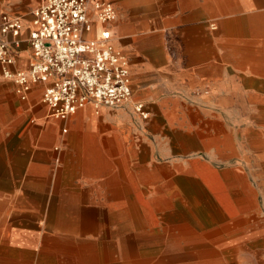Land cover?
I'll return each instance as SVG.
<instances>
[{"label": "crops", "instance_id": "obj_1", "mask_svg": "<svg viewBox=\"0 0 264 264\" xmlns=\"http://www.w3.org/2000/svg\"><path fill=\"white\" fill-rule=\"evenodd\" d=\"M174 1L113 0L117 13L113 22L101 25L92 19V29L85 37L96 40L102 31H108L111 44L128 64L132 97L120 109L100 107L96 111L87 105L65 121L54 119L42 102L46 83L31 84L26 98L21 99L17 85L1 75L0 65V167H23L27 177L41 183L47 181V166L53 160L61 170L62 183L70 176L81 180L102 176L86 181L102 184V189L83 188L72 194L79 199L97 195L99 199L114 200L116 203L105 208L108 216L119 213L126 217L129 212L133 216L126 206L130 200L144 204V200L156 199L157 205V199L166 193L159 189L160 184H168L171 191L176 184L195 183V190L207 200L213 218H217L219 198L216 201L202 186L205 172L200 174L198 170L216 172L218 180L220 176L225 183L219 173V153L225 156L229 151L236 152L237 141L229 130V115L222 111V104L236 102L241 94L253 103L264 104V3L216 4V11L210 14L219 12V33L214 37L205 27L198 26L194 31L187 27L206 21L207 3ZM40 2L0 0V14L21 17L23 24L22 45L12 70L28 69L31 51L26 40L31 13ZM202 88H208L209 94L198 95ZM133 103L144 106L146 119L132 111ZM256 118L264 120V113H257ZM243 137L255 151H264V128L245 129ZM13 176L0 175V184H14ZM221 214L231 216L228 211ZM89 215L81 214L79 221L65 224L72 228L62 229L81 239H65L48 232L32 235L31 229L21 223L2 225L20 234L18 239H0V264H108L107 252L101 249L112 244L120 249L121 262L127 263L128 247L137 248L141 242L158 251L152 253L153 258L183 264L190 260L195 264L208 262L198 260L206 255L191 250L208 247V240L90 239L97 234ZM160 248L169 250L159 252Z\"/></svg>", "mask_w": 264, "mask_h": 264}, {"label": "rangeland", "instance_id": "obj_2", "mask_svg": "<svg viewBox=\"0 0 264 264\" xmlns=\"http://www.w3.org/2000/svg\"><path fill=\"white\" fill-rule=\"evenodd\" d=\"M116 1L158 3L160 0ZM174 3H207L209 16L206 21L202 24L193 22L187 27L192 31L198 26L205 27L208 33L216 37V33H219V12L217 15H210L211 12L216 11L214 8L216 4L264 3V0H175ZM211 25H215L216 29L211 30ZM178 31L181 33L180 30ZM222 108V111L229 115L227 116L228 127L237 141L236 152L229 151L225 156L219 153V173L223 176L225 183L220 176L218 180L216 172L198 170L200 174L205 172L206 179L202 186L213 194L216 201L219 198L217 218H213L214 211L208 207L209 203L203 195L195 189L186 192L182 183L176 184L171 191H169L168 184H160L159 189L166 193L162 194L159 200L157 199V205H155L156 199H148L150 203L144 200L145 205L135 200L128 201L126 206L133 211V216L130 212L125 217L114 211L112 216H108L105 208L110 206V203H116L114 200L99 199L97 195L79 199L77 194H72V191H79L83 188L92 191L102 189V184L92 185L86 181L100 180L103 177L95 175L83 177L81 180L79 177L75 179L70 176L65 177V183H62L61 170L53 160L47 166L48 178L45 183H41L39 179L27 177V169L23 167H0V175L14 174L13 177L16 180L12 185L0 184V228L4 229L0 231V239L19 238L20 232H14L13 228H5L6 226L2 227V225L13 223L26 225L25 229H31L32 235L48 232L50 235H58L65 239H81L62 229L72 228L70 224H65L79 221L82 218L81 214L86 213L90 214L89 217L93 220L97 234L90 239L106 241L122 239L142 241L158 238L161 240L181 238V241L208 240V247L191 249L193 252H201L207 256L198 258V260H208L205 264H264V151H255L254 146L243 137L245 129L254 126L264 128V120L258 121L256 118L257 113H264V104L253 103L251 99L241 94L236 102L222 104ZM27 125L29 121L25 127ZM25 127L21 129L17 138L20 137ZM56 152L55 147H52V153ZM79 180L83 182H77ZM28 181L31 184H28ZM4 188L8 191L4 192ZM175 188L178 190L174 192ZM190 194L195 198L193 204L189 200ZM117 210L118 208H115V211ZM227 211L231 216L221 214ZM56 212L59 215H56ZM18 213H27V215L14 216ZM181 229L186 233L179 231ZM110 246L101 249L107 252L105 262L108 264H183L170 263L169 258H153L152 253L158 251L146 247L143 242L137 248L128 247L129 257L128 262L125 263L124 260L121 262L120 249L115 244ZM167 250L169 249L160 248L159 252ZM131 253L137 256L132 257ZM130 260L137 262H130ZM187 264L195 263H191L190 260Z\"/></svg>", "mask_w": 264, "mask_h": 264}, {"label": "built area", "instance_id": "obj_3", "mask_svg": "<svg viewBox=\"0 0 264 264\" xmlns=\"http://www.w3.org/2000/svg\"><path fill=\"white\" fill-rule=\"evenodd\" d=\"M31 17L26 40L31 59L27 70L15 71L11 67L22 45V19L0 14L1 75L17 85L21 99L31 84L46 83L42 102L49 115L61 121L87 105L96 111L117 110L131 100L128 64L111 44L110 33L102 31L96 40L85 37L93 18L101 25L115 20L113 0H41ZM197 93L205 96L209 89ZM132 111L147 118L141 103H133Z\"/></svg>", "mask_w": 264, "mask_h": 264}, {"label": "bare ground", "instance_id": "obj_4", "mask_svg": "<svg viewBox=\"0 0 264 264\" xmlns=\"http://www.w3.org/2000/svg\"><path fill=\"white\" fill-rule=\"evenodd\" d=\"M184 187H185V191L186 192H188V191H190V190H193V189H197L198 188V186H197V184L195 185V183H190V184H184L183 185ZM182 186V187H183ZM207 186V185H206ZM208 187V186H207ZM183 189V188H182ZM198 190V189H197ZM203 190V189H202ZM194 191V190H193ZM195 194H196V192H195ZM197 198V197H196ZM194 197H192L191 196V194H190V196H189V200L191 201V203L193 204V201H194ZM201 199V198H200ZM199 204V203H198ZM194 206L195 207H197V205L196 204H194ZM207 206V205H206ZM203 207V206H202ZM209 207V206H208ZM204 208V207H203ZM197 209V208H196ZM198 210V209H197ZM203 212V211H202Z\"/></svg>", "mask_w": 264, "mask_h": 264}]
</instances>
